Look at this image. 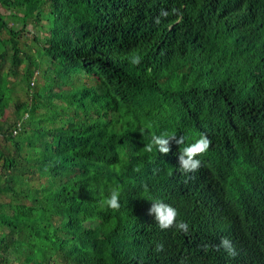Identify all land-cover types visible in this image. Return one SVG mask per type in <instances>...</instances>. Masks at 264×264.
Listing matches in <instances>:
<instances>
[{"label":"trees","instance_id":"trees-1","mask_svg":"<svg viewBox=\"0 0 264 264\" xmlns=\"http://www.w3.org/2000/svg\"><path fill=\"white\" fill-rule=\"evenodd\" d=\"M166 1L0 0V264L152 256L151 215L127 210L153 134L189 145L203 133L225 165L250 161L228 197L247 195L250 221L264 223V0H229L260 15L239 30L225 11L179 21ZM113 189L120 208H101ZM228 228L235 257L204 243L171 264H264L248 226L231 216Z\"/></svg>","mask_w":264,"mask_h":264},{"label":"clouds","instance_id":"clouds-1","mask_svg":"<svg viewBox=\"0 0 264 264\" xmlns=\"http://www.w3.org/2000/svg\"><path fill=\"white\" fill-rule=\"evenodd\" d=\"M170 1L169 7L179 21L184 17L191 23L197 21L201 25L213 19L215 13L225 11L222 21L228 28L239 30L260 19L259 14L250 13L229 0ZM154 2L158 5L167 3L166 0ZM167 15L166 11L161 10L154 23L159 24L161 17ZM32 31L33 28L30 29ZM130 62L138 65L141 57L134 55ZM183 142L182 136L153 134L151 142L144 146L147 152L153 151V156L145 167L143 185L139 187L135 183L136 191L132 195L134 203H129L127 216L137 215L140 211L151 215L156 232L149 240L152 256H146L138 264H171L172 254L185 255L204 243H219L217 250L223 248L229 256L235 257L234 242L227 235L228 218L231 216H235L240 225L248 226L245 236L254 247L264 252V223H261L262 226L250 221V213L244 211V208H248L244 206L247 195L228 197L232 181L249 176L253 164L250 167V161L237 155L225 165L221 158L210 152V137L203 133L189 145ZM154 147L156 150H153ZM230 161H233V166H230ZM259 168L263 173L262 159ZM119 196L118 190H111L108 196L100 200V207L118 210ZM182 198L191 200V205L184 207ZM136 205V212L131 213ZM203 247L207 251L208 245Z\"/></svg>","mask_w":264,"mask_h":264},{"label":"rangeland","instance_id":"rangeland-1","mask_svg":"<svg viewBox=\"0 0 264 264\" xmlns=\"http://www.w3.org/2000/svg\"><path fill=\"white\" fill-rule=\"evenodd\" d=\"M7 22L10 24V25H15L16 26V23L11 21L10 19H7ZM36 31V30H35ZM31 43V42H30ZM21 95H23V92H21Z\"/></svg>","mask_w":264,"mask_h":264}]
</instances>
